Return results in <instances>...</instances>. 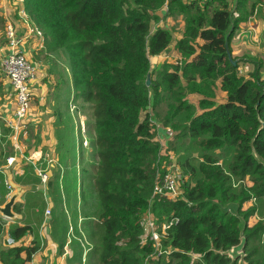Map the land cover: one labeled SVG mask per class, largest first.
<instances>
[{
    "label": "trees",
    "instance_id": "1",
    "mask_svg": "<svg viewBox=\"0 0 264 264\" xmlns=\"http://www.w3.org/2000/svg\"><path fill=\"white\" fill-rule=\"evenodd\" d=\"M17 1L42 31L46 53L66 59L74 103L89 105L93 114L97 264H264V63L234 59L230 49L240 25L264 12V0H173L165 10L164 0ZM158 13L182 16L184 33L175 49L183 61L164 62L154 74L151 58L173 39L170 31L153 28ZM238 62L252 64L253 71L240 75ZM160 89L170 98L162 127L176 132L175 142L187 141L182 153L179 144L170 149L183 176L174 200L152 197L170 162L149 111L166 103ZM188 95L201 98L193 106ZM198 150L196 162L190 153ZM22 176L21 184L41 181ZM7 194L0 171V205ZM37 195L25 202L26 222L8 230L0 223L7 236L0 264H28L41 250L45 203ZM32 209L37 213L29 218ZM147 212L170 251L166 256H154L144 230ZM26 236L32 240L24 245ZM237 247L242 258L229 257Z\"/></svg>",
    "mask_w": 264,
    "mask_h": 264
},
{
    "label": "crops",
    "instance_id": "2",
    "mask_svg": "<svg viewBox=\"0 0 264 264\" xmlns=\"http://www.w3.org/2000/svg\"><path fill=\"white\" fill-rule=\"evenodd\" d=\"M0 3V21L2 24V26L0 25L1 63V60L8 54L4 35L6 23L14 21L20 32H26V30L20 28L22 24L17 17L19 11H24L20 2L17 0H0ZM248 25H253V28L249 29L250 31H255L259 28L260 35H264L263 21L259 20L256 23L254 20L253 23H249ZM156 28L161 27L157 26ZM39 44L40 41L34 35H28V38L20 47L37 69L36 78L30 86L32 93L30 114L17 140L20 153L15 150L13 135L4 123V119L6 120L8 117H11L12 99L8 82L0 71V171L3 173L5 181L10 187V192L7 194L4 203L0 205V215L5 218L4 221L0 219V222L4 225V230H8L14 224L26 222L28 215L24 209L25 202L30 194L36 192L39 194L36 196V199L42 200L45 203L44 220L40 229L41 250L28 264H64L66 262L68 264H79V262L85 264V260L82 258V255L85 257L83 253L77 257L74 254H70L72 251L70 245L73 242L70 221L76 214H70L69 206L74 205L75 209L77 204L79 205V194L85 188L78 164L79 160L85 159L88 156L90 157V155H88V151L84 152L85 155L81 152L82 149L88 150V147L81 146V128L85 131L88 142L87 146L90 143L89 154H91L94 151V147L91 144L94 138L88 132L89 126L93 122H89L85 114L80 110V107H88L89 105H81L73 101L72 80L66 59L60 55H48L45 48H40ZM165 54L167 52L151 58V61L155 59L160 62L164 58L162 56ZM70 107H73L74 110L72 111ZM77 135L80 137L78 141L76 140ZM88 136L90 140H88ZM158 139L163 141L159 136ZM60 144H71L72 148L71 150L70 148L67 149V152L69 151L70 154H68L76 161L75 164L72 163V165H76V175L73 171L68 172L67 177L62 175L56 176V173L52 175L54 163L60 160L61 154L57 153V148H59ZM22 156L34 158V162L37 160V166L46 170L48 176L46 183L39 181L35 185L18 182V178L23 179L21 178L23 177L22 175L26 174V168L31 165L27 161V158L23 159ZM11 157H14L16 161L12 166L8 167L6 160ZM48 162L52 163L48 164ZM96 163L94 162L92 165ZM92 165H90L91 170ZM29 176L36 177L32 173ZM49 178H53V185H48ZM88 188L91 189L90 181ZM7 206H10L8 208L10 216L5 215V217L3 210ZM15 207L20 208V212H16L14 210ZM47 209L50 211L49 218H45V211ZM59 210L60 216L58 215ZM36 213L37 210H30L29 218L33 217ZM5 238H7L5 232L0 234V251L5 249ZM31 240L30 236H26L23 244L27 245ZM94 255V252H90L89 254L92 260Z\"/></svg>",
    "mask_w": 264,
    "mask_h": 264
},
{
    "label": "rangeland",
    "instance_id": "3",
    "mask_svg": "<svg viewBox=\"0 0 264 264\" xmlns=\"http://www.w3.org/2000/svg\"><path fill=\"white\" fill-rule=\"evenodd\" d=\"M158 15L160 16V20L154 22L153 28L155 29L157 26H159L161 28L170 31L173 39L168 49L165 51L167 52V54L162 56L164 58L160 62L156 61L155 59L151 61V68L154 74L157 72V70L164 62L168 64L176 65L183 61V58L180 56L179 53H177L175 49L176 42L179 39H182L184 33V20L182 16H175L171 18L162 19L163 16L160 13H158ZM254 20L256 23H258L259 20L264 22V13L261 12V15L256 14L252 16V18L249 17L248 24L253 23ZM248 24L246 22L240 25L239 30L232 37V42L230 46L232 55L233 53H235V55L233 56L234 59L237 60L247 59V60H254L256 62L259 61L261 63H264V35H260L259 28H257L255 31H250L249 29H252L253 25H248ZM0 25L2 26L1 21H0ZM202 44L203 43L201 42L199 43L200 46H202ZM240 63L241 62H238V66H239L238 72L240 75L247 76L249 73L253 71L252 64L246 65L243 63L242 65H239ZM261 73L264 76V68L262 69ZM160 94L164 95V98H166V103L162 102L161 105H159L154 109L150 108L149 111L152 113L153 122L156 125H158V136L159 138L163 139V141H161L162 149L166 150L167 147L168 156H169L168 158L170 161L166 166L168 167L169 165L175 164L174 162H176V157L178 155L175 151L170 150L171 148H173V144L176 143L175 144L176 147H178V144L181 145L180 152L182 153V151L187 146V141L184 143L175 142L176 132H173L169 127L167 128L162 127L160 120L167 113L166 104L169 103L170 98L167 92H165V90L163 89H160ZM200 98L201 97L199 96L188 95L186 96V101L191 105L195 106L198 102V99ZM215 101L217 103H221L224 101V94L219 90L218 86L215 88ZM80 110L82 111L83 114H85L89 122L94 121L93 114L87 107H80ZM156 114H158L157 117ZM88 134H90L94 138V135L91 133L90 129ZM79 139L80 137L77 135L76 140L78 141ZM88 140H90L89 136H88ZM69 148L71 150L72 148L71 144H60L59 148H57L58 149L57 153L59 152L61 155L59 157L60 160L54 163V167H53L54 170H52V175L56 173V176L62 175L67 177L68 172L71 171H73L74 174L76 175L75 172V169H77L76 165H72V163L75 164L76 161L73 157L71 158V156L69 155L70 152L69 151L67 152V149ZM89 150H90V143L88 146V150L82 149L81 152L86 153V151H88L90 153ZM89 153L88 155H90V157L88 156L87 158L85 157V159L79 160V164H78V166H80L81 169L80 174L82 175L83 182L85 184L84 190H82L79 194L80 197L79 205L77 204L75 209H74V205L69 206L70 214H76L73 216V218L70 221L71 230L73 233V239H72L73 242L70 245L72 247V251L71 253L69 251V253L74 254L76 257L81 256L83 253L85 257L82 255V258L85 260V264L86 262L87 264L88 263L97 264L98 263L97 254L99 253L100 250L99 228H98L100 224L99 208L97 207V198L95 197L91 189L88 188L89 181L91 177L94 175L90 165H92L94 162H97V160L95 157V151H93L91 154ZM201 154L202 153H200L199 150L194 153H190V155L196 162ZM246 184H247L246 180L238 182V185H246ZM178 196H180V189L178 190L177 197ZM60 210L62 209L60 208ZM60 210L58 211L59 216H60ZM149 214L150 213L147 212L144 215L145 222H146L145 217L148 216ZM149 217L151 216L149 215ZM157 232H158V236L160 237V233L158 230ZM145 234L147 235L146 232ZM237 248L240 249V247ZM90 252L95 253L93 260L89 256ZM239 256H241L240 258H242L243 256L242 252H239ZM64 264H68V262ZM74 264H78V263H74ZM79 264H83V263L79 262ZM238 264H246V263L242 259H240Z\"/></svg>",
    "mask_w": 264,
    "mask_h": 264
},
{
    "label": "built area",
    "instance_id": "4",
    "mask_svg": "<svg viewBox=\"0 0 264 264\" xmlns=\"http://www.w3.org/2000/svg\"><path fill=\"white\" fill-rule=\"evenodd\" d=\"M173 0H164V10L167 9L168 4ZM187 2L189 0H181ZM18 19L21 21L22 27L20 28L26 30V32H20L17 29L16 22L8 21L4 28V35L6 40V45L8 48V54L1 60L0 71L3 77L7 80L12 99V111L11 117L4 119V123L7 129L13 135L14 148L20 153L19 145L17 140L21 134L25 121L27 120L32 102V93L30 86L36 78V67L31 62V60L22 52L20 47L23 45L24 41L28 38V35H34L40 41V48H44V36L42 31L34 24L32 19L24 12L19 11L17 13ZM72 111L73 107H70ZM82 142L81 146L87 148L88 142L85 136V131L81 128ZM23 159L27 158V161L31 164L26 168L25 173L27 175L34 174L37 178L41 180V183H46L48 176L46 170L37 166L34 158L22 156ZM15 158L11 157L6 160V165L8 167L15 163ZM34 162V163H33ZM52 162H48L51 164ZM183 176L181 170L177 165L172 164L166 167L165 172L162 175H158L156 182L152 189V197L165 198L168 200H174L177 198L178 190L180 184H182ZM8 193L10 192V187L5 181ZM150 215V214H149ZM146 216L145 222V232L147 237L152 242L154 249L155 258L166 256L170 251L164 249L159 241L161 238L158 236V232L152 220V216ZM50 217V211L47 209L45 211V218ZM0 219L5 220L4 217L0 215ZM145 220V219H144ZM2 224V222H0ZM171 224V223H170ZM168 225V224H167ZM2 226H4L2 224ZM235 248L231 249L227 254L229 257L235 256ZM239 255V249L236 251ZM241 254V253H240ZM195 259V257H193Z\"/></svg>",
    "mask_w": 264,
    "mask_h": 264
},
{
    "label": "water",
    "instance_id": "5",
    "mask_svg": "<svg viewBox=\"0 0 264 264\" xmlns=\"http://www.w3.org/2000/svg\"><path fill=\"white\" fill-rule=\"evenodd\" d=\"M150 85V80H149V78H147V81H146V86H149ZM10 206H11V204H10ZM10 206H7L6 207V209L5 210H3V213H4V216L6 215V216H10V211L8 212V208L10 207ZM5 216V217H6ZM235 255H237L236 254V251H238V248H235ZM237 256H239V255H237ZM241 257V256H240ZM243 260V259H242Z\"/></svg>",
    "mask_w": 264,
    "mask_h": 264
}]
</instances>
